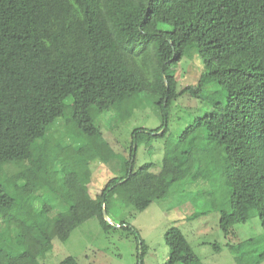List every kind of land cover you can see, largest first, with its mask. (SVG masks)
<instances>
[{"label": "trees", "instance_id": "trees-1", "mask_svg": "<svg viewBox=\"0 0 264 264\" xmlns=\"http://www.w3.org/2000/svg\"><path fill=\"white\" fill-rule=\"evenodd\" d=\"M191 43L204 70L196 86L178 91L173 68ZM211 80L224 90L225 103H215L193 126L204 125L209 144L221 154L229 200L220 211L219 228L235 236L233 226L256 215L264 238V0H0V165L36 157L34 167H40L43 157L34 156L32 145L64 115L67 98L71 120L93 136L100 131L90 107L109 111L121 98L145 93L156 96L166 120L172 100L198 95ZM138 131L124 175L110 178L95 199L78 175L64 176L73 202L67 226L56 228L59 237L93 215L103 228H112L102 205L113 190L143 210L166 196L174 182L195 176L190 149L164 157L157 173L149 170L150 163L135 168ZM34 167L27 172L36 182ZM13 202L0 193L2 209ZM38 232L44 231L20 221L21 252L0 250V264H23L32 255L31 245L44 247ZM164 240L165 264L192 253L178 228L168 229ZM260 256L264 259V246ZM60 264L76 262L66 257Z\"/></svg>", "mask_w": 264, "mask_h": 264}, {"label": "rangeland", "instance_id": "rangeland-1", "mask_svg": "<svg viewBox=\"0 0 264 264\" xmlns=\"http://www.w3.org/2000/svg\"><path fill=\"white\" fill-rule=\"evenodd\" d=\"M185 49L173 68L178 91L196 86L204 70L194 45L187 44ZM156 99L140 93L121 98L109 111L90 107L89 114L100 133L87 136L71 120L72 100L67 98L64 115L32 145L34 156L39 153L43 157L41 166L34 167L36 157L0 165V193L14 198L9 209L0 206V250L14 255L21 252L18 224L26 219L31 228L39 226L50 236L47 240L38 232L44 247L31 245L32 255L23 264H60L66 257H72L76 264H165L169 248L164 234L173 227L183 233L192 250L177 264H264L260 256L264 238L256 215L236 223L235 236H225L219 228L220 211L229 200L221 154L209 144L206 127L193 126L214 109L215 103H225L224 90L211 80L198 95L178 96L170 103L166 120ZM164 122L165 134L160 135L165 126L150 132ZM135 129H139L135 168L150 163L149 170L157 173L164 157L190 149V172L195 171V176L189 174L174 182L166 196L151 201L143 210H136L113 190L102 205L106 211L103 218L112 228H103L93 215L71 228L65 238L59 237L56 231L67 226L73 202L64 176L78 175L87 195L95 199L110 178L124 175ZM31 167L38 176L36 182L27 172ZM29 184L25 191L22 186Z\"/></svg>", "mask_w": 264, "mask_h": 264}, {"label": "water", "instance_id": "water-1", "mask_svg": "<svg viewBox=\"0 0 264 264\" xmlns=\"http://www.w3.org/2000/svg\"><path fill=\"white\" fill-rule=\"evenodd\" d=\"M129 171H130V169H129ZM102 214H103L104 218H106V211H105V209L102 210Z\"/></svg>", "mask_w": 264, "mask_h": 264}]
</instances>
